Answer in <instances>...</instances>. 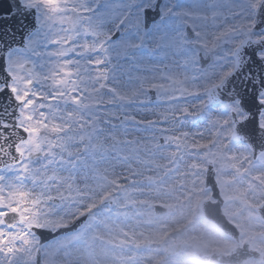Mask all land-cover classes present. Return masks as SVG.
<instances>
[{"label":"snow or ice","instance_id":"snow-or-ice-1","mask_svg":"<svg viewBox=\"0 0 264 264\" xmlns=\"http://www.w3.org/2000/svg\"><path fill=\"white\" fill-rule=\"evenodd\" d=\"M258 236L264 0H0V264H264Z\"/></svg>","mask_w":264,"mask_h":264},{"label":"rangeland","instance_id":"rangeland-1","mask_svg":"<svg viewBox=\"0 0 264 264\" xmlns=\"http://www.w3.org/2000/svg\"><path fill=\"white\" fill-rule=\"evenodd\" d=\"M257 240L264 243V241L260 240L259 236L257 237ZM57 260L58 264H69V261H71L72 264H75V261L77 260H79L81 264H93L94 260L99 261V264H110L108 253L100 245H97L95 249L91 250V254L85 251L83 246L73 247L67 257L64 253H61L57 257Z\"/></svg>","mask_w":264,"mask_h":264}]
</instances>
